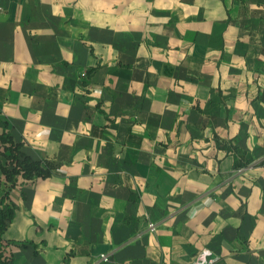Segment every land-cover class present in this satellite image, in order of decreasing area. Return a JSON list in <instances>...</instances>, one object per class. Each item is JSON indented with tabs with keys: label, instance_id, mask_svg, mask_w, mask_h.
I'll return each mask as SVG.
<instances>
[{
	"label": "crops",
	"instance_id": "0c3cea01",
	"mask_svg": "<svg viewBox=\"0 0 264 264\" xmlns=\"http://www.w3.org/2000/svg\"><path fill=\"white\" fill-rule=\"evenodd\" d=\"M6 211L0 264H264V0H0Z\"/></svg>",
	"mask_w": 264,
	"mask_h": 264
},
{
	"label": "trees",
	"instance_id": "16d2710c",
	"mask_svg": "<svg viewBox=\"0 0 264 264\" xmlns=\"http://www.w3.org/2000/svg\"><path fill=\"white\" fill-rule=\"evenodd\" d=\"M4 141L8 144L6 147L9 151V154L6 155L7 160L12 164V168H7L6 165L2 166L7 177L11 178L12 175L17 172H22L23 176L26 178H31L36 175L47 176L50 174L51 169L53 168V163L47 160H32L18 150V144H15L8 135L4 137ZM10 217V211L2 212L0 217V228L4 227L6 223L5 220Z\"/></svg>",
	"mask_w": 264,
	"mask_h": 264
},
{
	"label": "built area",
	"instance_id": "2783aa9c",
	"mask_svg": "<svg viewBox=\"0 0 264 264\" xmlns=\"http://www.w3.org/2000/svg\"><path fill=\"white\" fill-rule=\"evenodd\" d=\"M242 168H239L240 171ZM149 228L151 230L155 229L154 222H149ZM98 259L100 262H103L104 264H117L115 261H113L108 253H100L98 256Z\"/></svg>",
	"mask_w": 264,
	"mask_h": 264
}]
</instances>
